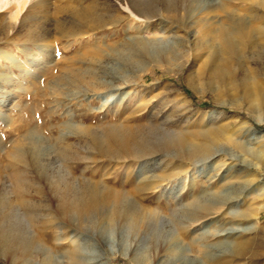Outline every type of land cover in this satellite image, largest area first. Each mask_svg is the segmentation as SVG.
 Here are the masks:
<instances>
[{
	"label": "rangeland",
	"instance_id": "1",
	"mask_svg": "<svg viewBox=\"0 0 264 264\" xmlns=\"http://www.w3.org/2000/svg\"><path fill=\"white\" fill-rule=\"evenodd\" d=\"M97 1L48 0L33 7L29 1L19 13L14 9L0 13V31L6 28L10 35L17 36L11 41L0 34V188L12 182L7 153L17 145L31 148L42 160L38 176L43 204H55L47 191V182L53 181L61 189L81 191L90 186L102 195H123L125 205L136 215H123L109 226L104 212L93 214L82 224V233L76 235L84 258L80 264H211L213 258L230 253L234 230L248 225L235 213L246 207L255 194L259 196L253 206L264 201V138L251 137L247 129L264 135V115L260 121L251 117L240 89L229 79L218 84L206 75L195 77V67L189 64L178 71L190 49L194 51L200 44L199 26L223 25L224 12L217 9L205 15L210 0H140L152 7L167 1L178 7L180 30L167 35L146 31L140 38L134 27L128 28L137 22L127 17L95 30L88 39L58 34L60 29L69 30L82 23L78 14L110 16L109 8L98 11ZM234 2L237 18L257 25L254 18L264 16V0ZM28 34L32 37L30 43L18 42ZM43 35H47L45 40L35 39ZM186 40L189 43L185 44ZM262 42L254 37L251 46H240L230 56L232 79L246 74L264 88ZM164 85L174 88L190 107L170 111L175 104L169 103L166 108L165 95L159 93ZM118 87H122L119 92L129 93L125 104L128 114L136 109L141 93L146 99L143 109H137L129 120L122 121L123 125L140 128L148 143L182 138L190 147L210 145L213 157L194 168L184 163L183 174L182 165L171 156L155 159L146 167H141L144 162L128 164L96 156L90 135H99L105 127L120 122L110 115L111 105L120 99ZM109 95L113 100L104 103ZM158 113L173 116L177 125L174 134L167 135L155 124L146 127L145 120L151 114L161 118ZM25 120H30L28 128L33 130L29 138L23 127ZM148 175H153L156 182L151 189L137 192L139 180H146ZM243 186H250L254 193L238 194ZM11 190L5 194L12 198ZM198 199L203 204L199 217L186 222L185 212ZM10 220L24 227L19 235L28 246L30 263L20 261L19 250L0 247V264H40L44 257L53 264H68L67 255L74 245L67 230L56 234L44 227L34 228L27 218ZM260 221H264V214ZM201 226L207 230L198 238ZM260 234H264V228ZM256 244L264 247L262 240ZM10 254L16 259L11 260Z\"/></svg>",
	"mask_w": 264,
	"mask_h": 264
},
{
	"label": "bare ground",
	"instance_id": "2",
	"mask_svg": "<svg viewBox=\"0 0 264 264\" xmlns=\"http://www.w3.org/2000/svg\"><path fill=\"white\" fill-rule=\"evenodd\" d=\"M29 1L31 7H33L48 0H0V13L6 14L9 9H14L16 13H19ZM225 1V5H220L218 0H210L205 15H210L216 12L217 9H220L224 12L225 22H223V25L217 27H213L211 24H202L199 26L198 34L200 44L196 50L193 51L190 49L187 60L178 68V71L189 64L190 67H195L193 72L195 77L206 75L209 81H215L218 84L229 79L232 86L240 89L245 100V110L254 120L260 121L261 116L264 115V88L253 77L246 74L238 80L232 79L228 59L241 48L240 46H251L254 43V37L264 40V16H256L254 20L258 23L257 25L252 24L248 19L237 18V12L234 6V1L236 0ZM96 5L98 6V11L103 12L105 10L104 8H109L112 10V14L110 16H105L103 15L104 13L99 14L97 12L96 14L91 12L85 15L78 14V20L83 22L78 26H72L69 30L60 29L58 34L62 35V37H70L76 40L77 38L88 39L95 33V30L102 29L106 25H113L117 20L127 17L137 22L132 23L133 26H128V28L132 29L134 27L132 30L139 32L141 35L140 38L144 37L143 34L146 31L160 32L161 34L167 35V33H177L180 30L177 26L179 15L178 7H174L169 1L162 2L153 7L149 3H142L140 0H98ZM77 12L79 13V11ZM111 17L114 18L109 19ZM250 19L252 18L250 17ZM184 27L188 28L187 25H184ZM10 28L12 29V27ZM0 34L4 35L5 39L11 41L17 39V36L15 34L10 35L6 28L2 29ZM46 36H36L35 39L43 41L47 38ZM25 37V39H18V42H21V44L30 43L32 37L29 34L25 35ZM186 43H189V41L186 40ZM261 44L264 45V42ZM121 88L118 87L116 89L118 91V98L120 99L118 101L115 100L111 105L110 113L112 117L120 120L119 124H112L105 127L104 131L99 135L93 133L90 135V142L96 156L104 157L107 160L125 161L128 164L131 161L144 162L145 164L141 167L150 166L157 159L171 156L177 163L182 165L180 171L183 174H186V171H183L185 170L183 169L184 163L188 162L192 164V166L190 165L191 168H194L202 160L213 157L210 145L190 147L182 138L165 139L160 144L148 143L140 128H131L123 125L122 121L129 120L131 118L130 116L137 109H143L146 99L144 100V93H141L140 99L138 98L136 100V106L134 105L136 109L133 108L134 110L128 114L125 104L128 100L129 93L119 92ZM159 93L165 95L163 104L166 105V108H169V103L175 104L174 108L169 109L170 111H185L190 107L188 100L178 94L170 85L161 87ZM112 97L113 95L107 96L104 103L110 102ZM155 114H151L145 120V125H148L146 127L149 128L151 124H155L157 125V129H162L167 135L174 134L175 128L177 127L175 120L172 118L174 112L172 113V117L168 113H158V115H161L159 120L154 118ZM29 125L30 120H25L23 127L28 130L27 138L30 137L29 135L33 131L28 128ZM247 129L251 137L256 139L264 138V135L256 132L253 128L247 127ZM14 131H20V129L14 128ZM7 156L9 158L8 163L12 169L10 172L12 182L10 181L11 184H2L0 188V234L2 235L0 236V247L2 250H19L20 261L30 263L29 252L27 250L28 246L23 243V238L19 235L24 230V227L18 222L11 221L10 217H14V219L17 216L27 218L28 223L34 228L41 229L44 227V229L47 228L56 234L67 230L68 235H72L73 240L71 243L74 245L70 248L67 255L68 264H80L84 259L80 254V243H77V239H80V237L76 235L82 233V224L90 219L93 214L104 212L105 221L109 226L116 218L122 217L123 215L128 214V216L136 217L133 209L125 205L123 195L116 193L113 195H102L94 187L90 186L82 188L81 191H74L67 188L61 189L53 181L47 182V191L51 193L49 197H51L52 202L53 200L55 201V204L53 203V206L43 204V187L39 182L40 176H38V170L42 165V160L32 152L31 148L23 147L22 145L13 147L7 153ZM174 175L179 176L176 173ZM154 178L153 175H148L146 180L143 178L141 182L140 179L137 192L151 189L150 186L157 180ZM9 188L13 190L14 195L12 198L5 194ZM243 191L254 193L250 186L239 187L237 193L239 194ZM255 195L257 196V194ZM255 195L246 207H243L242 210L235 213V216L239 220L248 221V225L244 228L234 230L235 241L228 246L231 249L230 253L225 254L227 256L222 254L223 257L213 258L210 262L211 264H225L226 261H232L233 264H264V247H258L256 244L257 240H262L264 243V234H260L264 228V221H260L261 215L264 214V201L261 204L253 206L255 203L254 200L259 196L255 197ZM198 200L194 201L192 208H189L185 212L186 222L199 217L200 210L203 209V204L200 201L201 198ZM226 202L228 200L222 201L221 203L226 204ZM134 219L138 224L139 220ZM75 221H77V224L74 223ZM206 230L201 226V229L197 231L198 238H201L202 232ZM214 231V229L210 230V232ZM7 234H13V239L7 238ZM9 256L11 260L16 259L14 254H10ZM40 264H53V262L51 263L47 257H44L40 260Z\"/></svg>",
	"mask_w": 264,
	"mask_h": 264
}]
</instances>
